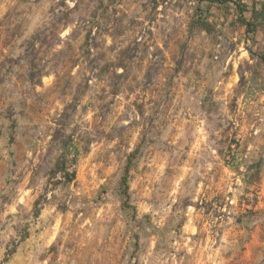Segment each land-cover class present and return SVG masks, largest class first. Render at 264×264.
Segmentation results:
<instances>
[{
  "label": "rangeland",
  "instance_id": "374dc122",
  "mask_svg": "<svg viewBox=\"0 0 264 264\" xmlns=\"http://www.w3.org/2000/svg\"><path fill=\"white\" fill-rule=\"evenodd\" d=\"M254 1L0 0V264H264Z\"/></svg>",
  "mask_w": 264,
  "mask_h": 264
},
{
  "label": "trees",
  "instance_id": "16d2710c",
  "mask_svg": "<svg viewBox=\"0 0 264 264\" xmlns=\"http://www.w3.org/2000/svg\"><path fill=\"white\" fill-rule=\"evenodd\" d=\"M260 4V8H256V5ZM248 8V6L243 5L241 8H239L240 13H243L244 11H246ZM251 13H252V18H256V14L258 13V11H264V4L261 3L260 1H254L251 5ZM242 18V17H241ZM242 23L246 26V28L249 30L250 28H252L253 23L251 20H247V19H241ZM206 25V24H204ZM65 155L63 153V155H61V157L59 158V160L57 161V163L55 164V170L57 172H61L63 174L64 177V181L65 182H70L74 179V171H69L67 169V165H66V158H64ZM127 172L128 169H125V173L123 174L122 178H121V185L123 188V193L126 196V199L129 198V193H128V186H127Z\"/></svg>",
  "mask_w": 264,
  "mask_h": 264
}]
</instances>
